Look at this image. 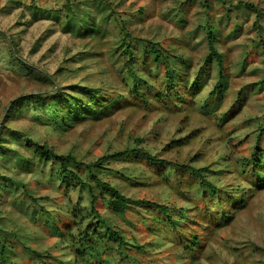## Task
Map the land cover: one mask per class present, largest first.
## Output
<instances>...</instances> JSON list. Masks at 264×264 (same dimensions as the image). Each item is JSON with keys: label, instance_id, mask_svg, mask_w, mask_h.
Masks as SVG:
<instances>
[{"label": "rangeland", "instance_id": "374dc122", "mask_svg": "<svg viewBox=\"0 0 264 264\" xmlns=\"http://www.w3.org/2000/svg\"><path fill=\"white\" fill-rule=\"evenodd\" d=\"M149 41L163 52L160 60L155 46L145 54ZM168 67L185 77L187 91L181 84L164 93ZM84 86L102 99L89 102L98 111L85 106L63 120L67 106L52 104L51 96L61 88L86 101ZM262 126L264 0H0V264H264V177L249 189L257 176L242 159L256 141L264 147ZM33 141L84 162L143 147L172 162L208 166V179L246 202L221 190L223 204H210L209 220L217 209L230 217L213 225L202 219L206 202L190 171L138 156L93 167L127 196L182 207L187 217L176 218L179 226L198 237L186 241L191 250L172 241L152 207L119 215L98 199L97 218L88 186L62 183L58 161L40 156ZM78 172L96 188L87 170ZM96 223L119 230L127 243L96 236L94 250L78 257L80 238Z\"/></svg>", "mask_w": 264, "mask_h": 264}, {"label": "trees", "instance_id": "16d2710c", "mask_svg": "<svg viewBox=\"0 0 264 264\" xmlns=\"http://www.w3.org/2000/svg\"><path fill=\"white\" fill-rule=\"evenodd\" d=\"M246 4V3H245ZM86 21V20H85ZM65 26V30H70V26L68 25ZM77 32H81L83 30L82 25H80L79 22L76 23V29ZM208 40H209V47H210V54H214L216 56V60H218V64L220 65V68L223 67V61L221 58V55L216 51V48L214 44L212 43V35L208 34ZM150 43V45H149ZM129 46V44H127ZM150 46H155L153 49L154 52H156V60H160L163 57V52L159 50V48L156 47L154 42L149 41L145 45V54L149 50ZM129 48V47H128ZM132 49H129V54H132ZM209 54V56H210ZM223 74L220 72L218 81L215 84V88L217 91H220V86H221V80H222ZM165 80H166V85L164 87V93L169 96L170 92H178V89L181 84L185 90L187 89L185 81V77L180 75V74H174L171 70V68H167L165 72ZM195 84L196 81H194ZM193 82V84H194ZM83 91H88V93L91 94L90 99L83 101V99L77 98L74 95H64L62 93L61 88H58L53 95L51 96L53 99L52 104H64V107L67 106V116H64L63 120L69 119L70 117L73 116H80L81 113H83V108L87 106V108H91V112H97L98 110L96 108H93L91 105H89V102L95 101L96 104L102 103V99L95 97V94H93L94 90L93 88H90L88 86L81 87ZM138 92V87H134ZM187 91V90H186ZM179 95V94H178ZM40 94L36 95H27L24 97H21L19 101H16L13 103V105H18L20 102H22L25 99H30V98H37L40 97ZM159 96V94H158ZM76 100V102H75ZM110 104V103H109ZM66 105V106H65ZM59 106V105H58ZM100 106V105H99ZM108 104H105L103 106H100L99 109H107ZM98 108V107H97ZM100 109V111H101ZM53 113H57L56 110L53 111ZM2 127H4V124H2ZM262 128H264L262 126ZM0 137V148L3 146L1 144V139ZM29 140V139H28ZM30 141V140H29ZM141 139L137 140V143H139ZM32 146L35 148L34 150L42 157L45 159H53V161H58V176L59 179L62 183L65 185L69 184H75L73 182L86 184L88 186L89 193L92 195V201H91V211H93L96 214V217L99 218V212L96 210L95 203L98 199H102L105 201L107 204V207L119 214L123 215L125 214L128 209L142 205V206H149L152 207L153 209L157 210L161 215H163V221H165L166 225L171 228L173 237L174 239L172 241L180 242L182 247H187L188 249L193 250L194 245L188 244L186 241L190 240L192 238H198L195 233H186L183 230L184 226H179L181 221H185L186 217L183 214L184 209L182 207L178 206H173V205H168L162 202H157L151 199H145V198H133L130 196H127L125 193H123L118 187L114 186L111 184L109 181H104L102 180L93 170V167H100L102 166L107 160L110 159H119V158H124V159H129L132 157H137V158H146L149 162L152 164H155L156 166H165L166 165H171L170 168L175 167V172H179L180 169H184L185 171H190L192 175L196 179H198V186L201 188V196L202 199L206 202L205 206L202 208V212H200L202 219L204 222L211 223L213 225H217L215 222L221 220H227L229 219L230 215L225 213V211L217 209L215 211V216L212 218V222L209 220V214L211 213L210 211V204L213 206L215 202L223 204V201L226 197L232 200H236L239 204L243 205L246 200L244 197V194L240 193L238 195L237 192H232L233 195H230L229 191L221 189L217 184L213 183L210 179H208L205 175V171H209L210 168L208 166H203V167H193L191 165H188L186 163H179V162H172L170 160H166L164 158H160L157 156V154H150L148 151H146L143 147H133L131 149H126L117 153L113 154H107L100 156L97 158L95 161L91 162H84L81 160H78L74 155L71 154H58L56 153L53 148L49 147L45 143H38L33 141ZM5 153V151H4ZM244 162L246 161V164L248 167H251V172H249L252 175L257 176L256 178H253L249 181V189H254L255 185L256 186H261L262 179L264 177V174L261 175V171L264 172V147H261V144L259 141L255 142V145L252 149V153L250 154L249 157H242ZM76 167H71V164ZM79 168H84L87 170L92 179L95 182L96 188L89 183V181L84 180L81 175L79 174ZM78 170V171H77ZM212 170V169H211ZM190 174V175H191ZM263 176V177H262ZM180 180V179H179ZM10 182V180H9ZM181 183V181H180ZM4 184H7L4 182ZM221 190L223 193H225V196L221 195ZM229 195L231 197H229ZM236 196V197H235ZM32 199L35 200L33 197ZM181 218V221H177L176 218ZM100 220V219H99ZM183 221V222H184ZM104 222V221H103ZM97 223L91 227V232L86 234L85 236H82L80 238V243L77 241V243L80 244V247L75 249L77 256L79 257H84L85 255L87 256L88 252L90 250H94L95 245L93 244V240H95L96 236H107L110 240L115 241L116 244L120 247L123 243H127V241L124 239V236L119 232V230L115 229L114 227L110 226L109 224H101L97 225ZM101 228V229H100ZM179 228V232H183L182 235L180 233H177V230ZM183 230V231H181ZM193 242H196L198 240L192 239ZM137 247L142 248L140 244H136ZM2 250L3 245L0 246ZM118 262V260H117ZM4 264H12L11 262H6L3 261Z\"/></svg>", "mask_w": 264, "mask_h": 264}]
</instances>
